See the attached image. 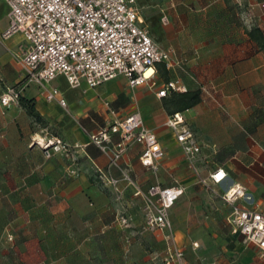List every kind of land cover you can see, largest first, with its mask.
I'll return each mask as SVG.
<instances>
[{
	"label": "crops",
	"instance_id": "obj_1",
	"mask_svg": "<svg viewBox=\"0 0 264 264\" xmlns=\"http://www.w3.org/2000/svg\"><path fill=\"white\" fill-rule=\"evenodd\" d=\"M190 2L195 7L191 21L195 36L187 42L174 35L170 27L162 30L160 16L165 7H160L161 26L157 23L153 15L157 0H137L150 27H158L161 37L165 34V45L196 46L188 54L177 52L180 61L189 64L185 75L176 79L185 89L199 87L202 98L182 111V115L187 124L192 122L197 127L201 145L195 162L197 174L206 176L219 166L226 178L208 187L197 182L173 131L165 125L168 114L161 98L155 95L156 87L163 83L158 74L152 78L155 86L145 83L133 88L123 75L95 87L82 83L76 88L69 87L58 76L50 82L58 85H49L61 92L65 107L47 101L44 93L30 84L21 95L33 98L39 122L32 120L19 101L8 107L0 104V264H164L163 234L143 229L147 208L144 200L133 195L134 188L123 181L118 183L120 192L116 193L97 177L95 168L105 170L108 160L90 141V134L111 122L106 102L118 117L139 110L144 124L156 134L164 150L158 169L152 172L140 164V146L133 144L120 158V168L129 171L142 191L151 184L165 186L175 181L184 187L169 210V218L186 262L264 264L254 259L252 247H256L245 244L242 235L233 231L227 221L231 205L217 191L238 184L251 196L250 202L260 207L256 198L263 199L260 194L264 187L255 178L264 177V153L261 155L255 147L245 149L247 145H238L241 143L236 133L243 135L250 124L264 126V112L253 122L246 114L240 119L242 127L233 130L227 127L230 120L217 123L210 117L206 112L210 107L205 104L210 99L203 94L209 82L216 84L213 91L224 101L229 92L234 95L246 89L263 94L260 99H264V51L247 36L252 25L264 33V0H182L178 10L189 12L186 4ZM7 24V6L0 0V33ZM22 41L20 33L0 38V93L22 77L20 63L14 57ZM169 73L172 79L170 68ZM36 137L45 141L59 139L63 148L50 150L51 156L47 158L38 145H32ZM117 139L114 134L113 142ZM259 140L264 150V131ZM109 172L120 176L118 167ZM236 203L246 204L240 198ZM118 214L130 218L129 228L117 222ZM192 242L197 246H192ZM215 244L227 245L224 251L239 254L235 259L214 260L212 254L218 252Z\"/></svg>",
	"mask_w": 264,
	"mask_h": 264
},
{
	"label": "built area",
	"instance_id": "obj_2",
	"mask_svg": "<svg viewBox=\"0 0 264 264\" xmlns=\"http://www.w3.org/2000/svg\"><path fill=\"white\" fill-rule=\"evenodd\" d=\"M7 6L8 24L0 33L6 39L20 33L23 41L18 44L14 57L22 68L18 83L7 85L0 93V104L8 107L17 103L23 90L30 84L36 85L47 101L66 106V100L56 87L49 84L61 76L71 88L85 83L95 87L118 75H123L129 87L149 83L157 74L155 65L163 63L167 69L173 64V50L161 47L150 35L148 25L141 15L137 0H3ZM161 24L168 23V16L162 12ZM150 69L149 73L146 71ZM170 90H185L177 79H170L156 87L155 95L161 98ZM112 120L97 132L90 134V141L106 155L105 170L95 168L98 179L120 192L118 183L125 182L134 188L133 195L140 196L147 204L143 216V229L159 231L165 240L164 264H188L183 247L175 241L169 210L183 194L184 187L174 182L170 185L151 184L142 191L126 169H121L119 160L133 144L140 146L139 162L155 172L164 155L156 134L143 122L139 110H133L124 117L105 103ZM179 144L189 168L196 173L197 182L205 187L220 184L226 178L222 167H216L206 176L197 174L195 166L200 153V142L194 129L186 123L182 112H175L165 120ZM117 135L113 142L112 136ZM61 143V146L59 144ZM44 155L50 150L63 148L59 139L48 140L43 145ZM112 167L120 169V176L110 174ZM230 203L231 211L227 221L233 231L243 240L264 254V210L253 205L251 196L243 186L235 184L220 193ZM243 199L246 204L236 203ZM123 228L130 227V218L123 214L116 216ZM11 238L10 236L8 237ZM192 246H197L192 242Z\"/></svg>",
	"mask_w": 264,
	"mask_h": 264
},
{
	"label": "rangeland",
	"instance_id": "obj_3",
	"mask_svg": "<svg viewBox=\"0 0 264 264\" xmlns=\"http://www.w3.org/2000/svg\"><path fill=\"white\" fill-rule=\"evenodd\" d=\"M181 1L182 0H169V3L167 4L166 2L164 3L163 0H157V6L153 8V15H154V18L156 17L155 19H157V23H159L158 20H159V15L161 13L160 7H165L164 13L167 14L169 21L166 26L165 25L161 26L159 23L162 30L165 27H170L173 30V33H175L174 35L179 36L181 39L182 37H184L186 41L188 42L189 40L192 39V37L195 36L194 30H193L194 28L191 25V21L193 20V17H194L193 10L195 7L191 2L190 4L187 3L186 5L189 7V8L187 7V10L189 12L181 13V11H179L177 8L180 4H182ZM172 2H173V5H169ZM161 3H163L164 5L162 6ZM186 21H188L189 23H186ZM145 23L148 25V28L150 30V35L152 36L154 41H156L163 48L173 50L174 60H173V64L170 67L172 79H176V77L181 78V76H184L186 73L185 72L186 66L188 67L189 63L186 60L180 61V59L178 58L177 52L182 51L183 53H187L188 51L190 52L191 48L193 50V48H195L196 46L187 45V44L181 45L179 43H170V44L165 45L164 43L165 34H163L161 37L160 29L158 27H156L155 25H152L150 27V24L147 23L146 20H145ZM179 83L183 85L181 81H179ZM50 84L58 85V83H50ZM215 85H216L215 83H209V82L206 83L203 94L210 99V101L205 103L207 107H210V109H207L206 112L211 114L210 117L214 118V120L217 123L219 122V120H224V119L230 120L231 125L229 126L227 125V127H231L233 130H236L242 127V125L240 124V119L244 118L246 114H248L249 122H253L257 117L262 115V112H264V99L263 100L260 99V97L263 96V94H256L255 92H251L248 89L243 90L241 93L240 92H238L237 94L235 93L234 95L229 92L228 93L229 98H227V101H224V100H221L220 98L218 99L217 97L219 96V94L213 91V90H216V87L213 88V86ZM189 124L193 127L194 131L196 132L197 127L192 122H190ZM226 124H227V121H226ZM215 126L219 127V125H215ZM263 131H264L263 125H259V126L256 124L248 125L246 127V132L242 133L243 135H241L240 132L236 133V139H238V141H240L241 143L238 145H242L243 147L247 145L245 146V149L247 147L248 148L255 147L258 150V152L260 151L262 155L264 153V150L262 149V144H261L262 141L259 140V136L260 134H262ZM46 142L47 141H45L43 138L36 137V139L33 140L32 145H34L35 143V145H38L43 150L44 148L42 144L45 145ZM215 143H218V142H216L215 140ZM59 146H61V143L59 144ZM50 156H51V151H50L49 156H46V157L48 158ZM253 163L256 164L255 161H253ZM255 179H259L260 183H262L264 187V177L262 178L256 177ZM217 191L219 193H222L221 189ZM260 197H263V199L260 200L256 198V201H258L260 205V207L258 208L264 210V192L260 194ZM223 206L226 207L225 204ZM244 243L251 246V244L247 242H244ZM227 245L222 247L221 245L215 244L214 248L218 252L216 254H212L213 255L212 258L214 260H219V259L224 260L226 258L235 259L238 256L239 251L238 253H227L226 251L223 250L226 248ZM252 251H253V256L255 260L264 262V254L261 255L260 252L254 247H252Z\"/></svg>",
	"mask_w": 264,
	"mask_h": 264
},
{
	"label": "trees",
	"instance_id": "obj_4",
	"mask_svg": "<svg viewBox=\"0 0 264 264\" xmlns=\"http://www.w3.org/2000/svg\"><path fill=\"white\" fill-rule=\"evenodd\" d=\"M247 36L255 43L259 50L264 51V33L258 26H250L247 30ZM155 68L158 76L163 82L170 80L169 69H167L163 63H157ZM201 99V89L199 87L182 91L170 90L167 95L161 97V104L166 113L171 115L175 112H182L195 106L201 101ZM18 101L20 105L25 108L26 113L32 118V120L39 122L40 115L34 106L33 98L20 95Z\"/></svg>",
	"mask_w": 264,
	"mask_h": 264
},
{
	"label": "bare ground",
	"instance_id": "obj_5",
	"mask_svg": "<svg viewBox=\"0 0 264 264\" xmlns=\"http://www.w3.org/2000/svg\"><path fill=\"white\" fill-rule=\"evenodd\" d=\"M150 72V69H148L147 71H146V73H149Z\"/></svg>",
	"mask_w": 264,
	"mask_h": 264
}]
</instances>
